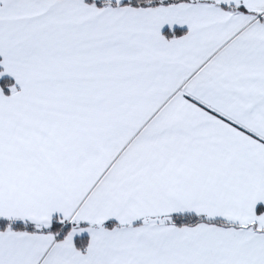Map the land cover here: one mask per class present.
I'll return each mask as SVG.
<instances>
[{"label":"snow or ice","instance_id":"obj_1","mask_svg":"<svg viewBox=\"0 0 264 264\" xmlns=\"http://www.w3.org/2000/svg\"><path fill=\"white\" fill-rule=\"evenodd\" d=\"M0 264H264V0H0Z\"/></svg>","mask_w":264,"mask_h":264}]
</instances>
